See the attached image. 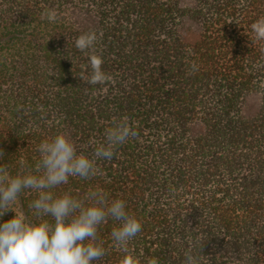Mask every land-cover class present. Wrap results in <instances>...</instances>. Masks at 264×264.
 I'll use <instances>...</instances> for the list:
<instances>
[{
	"label": "trees",
	"instance_id": "obj_1",
	"mask_svg": "<svg viewBox=\"0 0 264 264\" xmlns=\"http://www.w3.org/2000/svg\"><path fill=\"white\" fill-rule=\"evenodd\" d=\"M261 17L264 0H0V164L13 175L35 165L61 132L91 156L127 116L138 136L98 160L95 177L54 191L123 199L142 224L129 243L142 261L183 264L201 247V264H264ZM90 31L111 77L96 85L91 52L75 46ZM36 197L24 190L15 207L31 215ZM117 226H99L106 254L93 264H118Z\"/></svg>",
	"mask_w": 264,
	"mask_h": 264
},
{
	"label": "clouds",
	"instance_id": "obj_2",
	"mask_svg": "<svg viewBox=\"0 0 264 264\" xmlns=\"http://www.w3.org/2000/svg\"><path fill=\"white\" fill-rule=\"evenodd\" d=\"M41 16L55 22L58 13L46 9ZM251 29L257 40H264V17L256 20ZM96 41L94 31L75 40L77 49L91 52L92 74L88 82L92 85L111 79L102 71L103 58L96 53ZM137 136L127 116L113 118L111 126L105 129L104 142L97 145L91 156L78 153L74 142L61 132L39 144L35 165L21 161L13 175L7 164H0V217L8 211L15 213L13 219L0 224V264H93L106 254L98 228L108 218L118 222L111 231L112 240L122 252L118 264H159L154 257L142 261L129 247L142 231V224L127 210L123 199H109L100 189L90 190L82 198L73 196L70 190L54 191L68 184L70 177H95L99 173L98 160H111L117 146ZM24 190L37 193L28 205L31 215L15 207ZM184 255L183 264H201V247L196 252L190 247Z\"/></svg>",
	"mask_w": 264,
	"mask_h": 264
}]
</instances>
